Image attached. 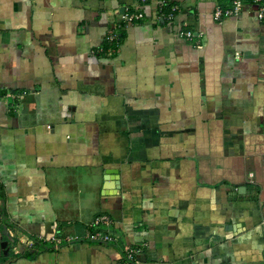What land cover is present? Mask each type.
<instances>
[{"label":"crops","instance_id":"crops-1","mask_svg":"<svg viewBox=\"0 0 264 264\" xmlns=\"http://www.w3.org/2000/svg\"><path fill=\"white\" fill-rule=\"evenodd\" d=\"M229 5L0 0V264H264V20Z\"/></svg>","mask_w":264,"mask_h":264},{"label":"built area","instance_id":"built-area-1","mask_svg":"<svg viewBox=\"0 0 264 264\" xmlns=\"http://www.w3.org/2000/svg\"><path fill=\"white\" fill-rule=\"evenodd\" d=\"M246 1H249L255 6V11L257 17L264 20V0H230V5L227 7H216L213 12V18L217 21H221L226 17L238 16L242 13L245 7ZM162 3L161 5H164ZM178 7L176 5L171 6V11L169 13H162L165 19L172 20L174 18L175 12ZM119 12V11H117ZM122 21L115 27V29L107 35V41L112 46L119 42L121 31L124 28V24L134 23L138 20L144 18V13L142 11H132L129 8H124L121 12ZM179 36L188 42H193L196 47H201V36L202 33L194 31L192 28L186 26L179 32ZM109 53L113 51V47H108ZM10 96L16 98L15 94L10 93ZM113 219L107 213H102L95 216L89 223L88 233L85 236L86 240L92 242H115L118 238L115 234L108 231L109 227L112 225ZM107 229V230H106ZM10 235L13 236L14 232L10 231ZM74 237H68L69 240ZM33 241V240H32ZM142 245H137L136 247H130L125 251V261L127 264H141L140 253H142Z\"/></svg>","mask_w":264,"mask_h":264},{"label":"water","instance_id":"water-1","mask_svg":"<svg viewBox=\"0 0 264 264\" xmlns=\"http://www.w3.org/2000/svg\"><path fill=\"white\" fill-rule=\"evenodd\" d=\"M111 173H117L116 171H112ZM7 244H8V242L7 241H4V242H2L1 243V248H2V250H3V252H7Z\"/></svg>","mask_w":264,"mask_h":264},{"label":"trees","instance_id":"trees-1","mask_svg":"<svg viewBox=\"0 0 264 264\" xmlns=\"http://www.w3.org/2000/svg\"><path fill=\"white\" fill-rule=\"evenodd\" d=\"M108 47H109V44L106 46V49H108Z\"/></svg>","mask_w":264,"mask_h":264}]
</instances>
